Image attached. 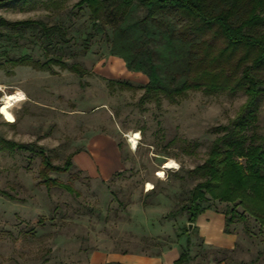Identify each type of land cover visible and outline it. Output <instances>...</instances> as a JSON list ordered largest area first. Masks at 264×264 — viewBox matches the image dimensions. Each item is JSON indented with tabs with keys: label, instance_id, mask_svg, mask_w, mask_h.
I'll return each instance as SVG.
<instances>
[{
	"label": "rangeland",
	"instance_id": "374dc122",
	"mask_svg": "<svg viewBox=\"0 0 264 264\" xmlns=\"http://www.w3.org/2000/svg\"><path fill=\"white\" fill-rule=\"evenodd\" d=\"M77 1H0V19L41 23L0 26V100L23 99L0 114V264H86L96 251L156 255L173 247L186 250L190 264H264V229L250 216L229 226L235 244L221 251L205 248L193 226L184 232L185 212L171 216L203 180L197 167L215 128L236 116L245 95L187 91L174 101L141 100L146 76L127 67L112 31ZM144 16L134 6L128 21ZM163 18L181 25L175 16ZM257 132L264 133V96ZM135 133L131 149L127 136ZM101 138L118 146L122 164L105 180L80 167L85 160L97 170L92 152ZM71 155L66 171L43 168V157L62 167ZM232 207L208 196L201 204L227 215Z\"/></svg>",
	"mask_w": 264,
	"mask_h": 264
},
{
	"label": "trees",
	"instance_id": "16d2710c",
	"mask_svg": "<svg viewBox=\"0 0 264 264\" xmlns=\"http://www.w3.org/2000/svg\"><path fill=\"white\" fill-rule=\"evenodd\" d=\"M75 5L85 6L91 21L109 28L127 67L146 76L141 100L159 101L162 96L174 101L187 91L245 95L236 116L215 128L218 135L197 167L203 180L191 189L187 205L171 216L185 212L187 223L194 224L208 196L233 205L228 215L223 214L224 233L229 234V226L244 221L245 215L264 229V133L257 132L258 100L264 96V0H78ZM134 6L145 16L129 22ZM165 15L175 16L181 25L175 29ZM31 25L41 23L0 19L6 28ZM43 30L61 36L59 29ZM70 70L81 73L77 64ZM71 158L62 167H53L43 157V168L66 171ZM43 182L57 184L45 176ZM187 260L182 250L175 263Z\"/></svg>",
	"mask_w": 264,
	"mask_h": 264
},
{
	"label": "crops",
	"instance_id": "0c3cea01",
	"mask_svg": "<svg viewBox=\"0 0 264 264\" xmlns=\"http://www.w3.org/2000/svg\"><path fill=\"white\" fill-rule=\"evenodd\" d=\"M92 155L95 156L97 170L93 164L81 160L80 167L87 171L89 175L109 179L115 172H119L122 167L118 146L109 139H100L97 146L93 147ZM79 156L85 155L83 152ZM80 162V161H79ZM94 174V175H93ZM192 226L202 240L205 248L214 251L231 250L235 244V237L223 231L224 216L215 210H204L196 218ZM180 250L173 247L156 255L142 253H129L118 251H96L88 255L86 264H176ZM191 259L185 264H190ZM206 264H222L215 260H208Z\"/></svg>",
	"mask_w": 264,
	"mask_h": 264
},
{
	"label": "bare ground",
	"instance_id": "6f19581e",
	"mask_svg": "<svg viewBox=\"0 0 264 264\" xmlns=\"http://www.w3.org/2000/svg\"><path fill=\"white\" fill-rule=\"evenodd\" d=\"M22 101L23 99L17 95H9L3 97L2 100H0V109H3V111H0V114L3 116H8L12 112V109ZM127 137L130 148L134 149L137 144L136 139H138L137 133H135L134 135L131 134ZM172 164H173L172 161H169L166 164V169H170L172 167ZM162 176L163 174L161 173L160 177Z\"/></svg>",
	"mask_w": 264,
	"mask_h": 264
},
{
	"label": "water",
	"instance_id": "95a60500",
	"mask_svg": "<svg viewBox=\"0 0 264 264\" xmlns=\"http://www.w3.org/2000/svg\"><path fill=\"white\" fill-rule=\"evenodd\" d=\"M1 1V0H0ZM191 228H192V224H187V229H188V231H190L191 230Z\"/></svg>",
	"mask_w": 264,
	"mask_h": 264
},
{
	"label": "snow or ice",
	"instance_id": "6c2138e0",
	"mask_svg": "<svg viewBox=\"0 0 264 264\" xmlns=\"http://www.w3.org/2000/svg\"><path fill=\"white\" fill-rule=\"evenodd\" d=\"M0 111H3V109H0Z\"/></svg>",
	"mask_w": 264,
	"mask_h": 264
}]
</instances>
